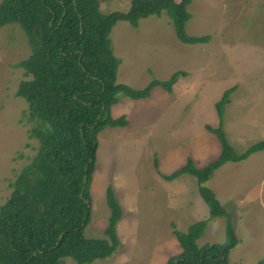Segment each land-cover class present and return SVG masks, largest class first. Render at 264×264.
Listing matches in <instances>:
<instances>
[{"label": "rangeland", "instance_id": "374dc122", "mask_svg": "<svg viewBox=\"0 0 264 264\" xmlns=\"http://www.w3.org/2000/svg\"><path fill=\"white\" fill-rule=\"evenodd\" d=\"M129 4L130 0H103L99 9L126 11ZM187 11L191 18L186 34L210 36L208 44L181 43L165 13L140 18L136 28L117 21L109 34L113 55L120 61L118 83L142 88L178 70L185 75L171 92L155 86L149 97L119 95L111 106V114H125L129 123L106 127L97 135L84 236L108 239L110 189L122 210L115 226L118 245L110 256L86 264H165L181 251L171 224L181 231L184 224L196 221L184 213L193 209L198 193L189 189L191 199L181 200L157 170L170 173L188 158L197 166L216 160L222 148L218 127L236 155L264 139V0H192ZM30 53L19 24L0 27V204L10 196L12 182L38 145L29 137L30 122L23 115L27 103L16 95L26 78L18 64ZM231 86L235 89L219 114L218 101ZM260 180L257 202L243 201L247 189ZM208 185L238 239L228 253V264H258L264 257V150L224 163ZM186 200L192 204L188 210ZM179 221L183 224L178 227ZM225 239L226 218L220 216L209 220L197 243L202 247ZM59 264L79 263L63 257Z\"/></svg>", "mask_w": 264, "mask_h": 264}, {"label": "trees", "instance_id": "16d2710c", "mask_svg": "<svg viewBox=\"0 0 264 264\" xmlns=\"http://www.w3.org/2000/svg\"><path fill=\"white\" fill-rule=\"evenodd\" d=\"M101 1L0 2V27L19 24L31 48L30 55L18 64L26 78L16 95L27 103L23 115L30 122L29 137L38 142L35 154L12 182L10 196L0 204V264H59L63 257L86 264L110 256L118 245L115 226L122 210L110 189L111 215L105 230L108 239L84 236L97 135L106 127L128 125L125 114L110 112L119 95L146 98L155 86L171 92L185 71H175L165 80L153 79L142 88L118 83L120 61L113 55L109 41L115 23L127 21L136 28L140 18L165 13L181 43L208 44L211 40L210 36L186 34V22L191 18L187 6L192 0H130L126 11L108 13L100 12ZM234 89L231 86L223 91L217 104L219 114ZM216 131L222 145L216 160L197 166L188 158L170 173L157 170L167 181L184 173L193 175L210 211L206 220L192 224L187 232L171 224L181 251L165 264H228V253L238 241L228 213L208 182L224 163L241 161L263 150L264 139L236 155L221 127ZM153 163L158 168L156 159ZM220 216L226 218L225 242L200 247L197 241L209 220ZM258 264H264V257Z\"/></svg>", "mask_w": 264, "mask_h": 264}, {"label": "crops", "instance_id": "0c3cea01", "mask_svg": "<svg viewBox=\"0 0 264 264\" xmlns=\"http://www.w3.org/2000/svg\"><path fill=\"white\" fill-rule=\"evenodd\" d=\"M263 150H260V151H263ZM228 162H232V161H228ZM237 162H239V161H237ZM216 172H217V170H216ZM213 176H214V174L212 175L211 179L213 178ZM210 180H209V182H210ZM168 182H169V185L172 187V190L176 191L175 194H178V198H180L181 200H184L185 198L191 199V196H189V194H191V192H189V189H196L198 194L196 197H194V200H193L195 205H194L192 210L185 211V213H184L185 215L189 214V215H193V216L197 217V218H195L196 221L194 223H196L198 221L206 220V218H208L210 216L209 207L204 200L203 201L205 203L202 201L203 198L201 197V195L198 191L197 179L193 175L188 174V173H184L175 179L168 180ZM262 184H263V180H260V182H256L253 186L249 187L247 189V191L245 192V194L243 195L244 196L243 201H246L248 203L249 202H252V203L257 202L255 200L257 198L258 193L261 191ZM179 194H184V197H183V195L181 196ZM186 203H187L186 210H188L189 209L188 207H191L192 204H189L187 200H186ZM252 203H250V204H252ZM177 217L180 218L179 215ZM194 223L184 224V226H183L184 229H181V232H187L188 227ZM182 224H183V221L181 223L179 221L178 227L182 226ZM178 230H180V228Z\"/></svg>", "mask_w": 264, "mask_h": 264}, {"label": "water", "instance_id": "95a60500", "mask_svg": "<svg viewBox=\"0 0 264 264\" xmlns=\"http://www.w3.org/2000/svg\"><path fill=\"white\" fill-rule=\"evenodd\" d=\"M84 184H85V176L83 178V186H82L81 191H80V196L82 195ZM81 226H83V224Z\"/></svg>", "mask_w": 264, "mask_h": 264}]
</instances>
